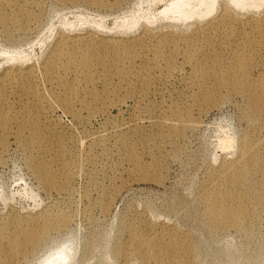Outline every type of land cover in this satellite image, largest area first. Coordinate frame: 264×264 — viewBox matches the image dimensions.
Returning a JSON list of instances; mask_svg holds the SVG:
<instances>
[{
  "label": "rangeland",
  "instance_id": "obj_1",
  "mask_svg": "<svg viewBox=\"0 0 264 264\" xmlns=\"http://www.w3.org/2000/svg\"><path fill=\"white\" fill-rule=\"evenodd\" d=\"M259 1L241 7L217 0L209 15L185 21L164 11L172 0H19L23 13L5 10L0 220L16 216L25 224L40 213L65 219L27 247L17 264H58L43 259L61 244L72 248L66 264H143L135 254L123 255L133 250L135 233L187 239L188 264H264V201L254 193L244 197L250 230H217L208 225L201 198L221 176L230 181L244 167L241 144L264 138L249 97L215 88L214 76L235 55L248 54L253 73L264 77ZM74 38H91L80 47L93 63L65 77L68 57L55 59L52 68L50 61L58 45L67 51ZM108 38L125 50L104 69L105 55L87 50H104ZM65 85L76 89L72 100ZM176 116L185 119L181 133L150 123ZM31 127L41 129L37 142ZM225 137L230 147L219 149ZM39 168L50 185L40 180ZM116 245L123 253L114 251ZM183 257L178 250L175 261Z\"/></svg>",
  "mask_w": 264,
  "mask_h": 264
},
{
  "label": "bare ground",
  "instance_id": "obj_2",
  "mask_svg": "<svg viewBox=\"0 0 264 264\" xmlns=\"http://www.w3.org/2000/svg\"><path fill=\"white\" fill-rule=\"evenodd\" d=\"M26 2L32 0H25ZM217 0H172L164 9L165 12L171 13V17L175 20L185 21L194 16L205 17L212 13L216 8ZM237 6H260L259 0H229ZM264 1V0H263ZM175 2V3H174ZM6 9L13 11L24 12L23 7L19 4V0H0V23L8 21L9 17L5 12ZM37 19V14L29 13L27 17ZM24 25L23 22H20ZM129 25L127 28H131ZM91 38H74L70 40L71 47L64 51L61 45H58L54 60L50 61V68L54 67L57 58L63 56L68 57V61L63 63L64 76L80 74L86 67H90L92 63L88 59V54L81 51L80 45ZM64 43H67L65 41ZM119 50H115V49ZM125 45L119 40L108 38L104 44V50L97 51L94 46L87 50L88 53L99 52L105 55L100 63L106 69L112 62L113 58H122ZM111 52L114 54L112 55ZM81 55V58H79ZM248 54L235 55L230 61L227 70L216 71L215 88L228 87L230 90L243 92L249 97L250 111L254 117H257L264 124V77H257L253 73V69L249 63ZM199 59L197 58L196 62ZM207 73L205 72L204 75ZM52 72L47 71V77L50 78ZM89 77V72L85 73ZM67 89V98L72 100L76 94V89L65 85ZM201 89L206 94V86L200 85ZM261 90V91H260ZM2 98V97H1ZM62 99L63 103H69V100ZM6 101L0 100V108H4ZM185 119L181 116L172 118L169 122L164 120H152L150 123L169 126L175 133H181L185 128ZM32 140L37 142L41 137V129L31 127ZM228 137V136H227ZM220 147L228 149L230 147L229 139L226 137L218 139ZM218 146V144H217ZM240 154L244 160V167L235 169L230 181L221 176L217 183L209 186V189L201 193V198L206 202V216L208 225L217 230H223L231 226H245L250 230L248 223L249 204L244 199L250 196V193L256 194L255 199L264 201V138L241 144L239 147ZM40 180L45 185H50L48 175L43 168L38 169ZM45 174L44 178L42 177ZM253 174L259 175L257 180H253ZM225 180V182H223ZM226 183L232 185L231 188L226 187ZM44 185V186H45ZM46 187V186H45ZM233 198V201H230ZM191 220H196L193 217ZM65 219L54 215H46L40 213L37 216L31 217L29 221L19 223L16 216L7 217L0 220V264H17V257L25 253L26 248L36 245L45 237L47 231L58 225H63ZM244 227V228H245ZM209 228V227H208ZM120 245H116L114 251L117 254L123 253ZM168 247L167 255H163V250ZM72 248L66 244H61L56 250L52 251L43 260L58 264H66L73 258ZM180 250L184 257L175 261ZM192 251V246L187 239L167 238L163 237H148L140 233H135L133 236V250L125 251L123 255L135 254L142 260L143 264H147L150 259L152 264H188V255ZM226 264V263H225ZM227 264H232L227 263Z\"/></svg>",
  "mask_w": 264,
  "mask_h": 264
}]
</instances>
